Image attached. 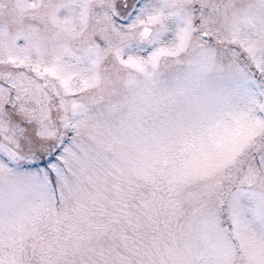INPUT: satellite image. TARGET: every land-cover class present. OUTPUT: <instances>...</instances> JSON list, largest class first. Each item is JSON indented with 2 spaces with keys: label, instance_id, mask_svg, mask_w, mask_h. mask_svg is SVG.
I'll return each instance as SVG.
<instances>
[{
  "label": "snow or ice",
  "instance_id": "snow-or-ice-1",
  "mask_svg": "<svg viewBox=\"0 0 264 264\" xmlns=\"http://www.w3.org/2000/svg\"><path fill=\"white\" fill-rule=\"evenodd\" d=\"M0 264H264V0H0Z\"/></svg>",
  "mask_w": 264,
  "mask_h": 264
}]
</instances>
